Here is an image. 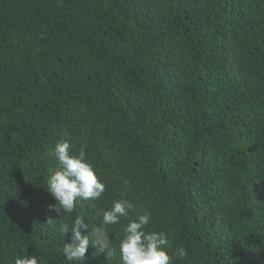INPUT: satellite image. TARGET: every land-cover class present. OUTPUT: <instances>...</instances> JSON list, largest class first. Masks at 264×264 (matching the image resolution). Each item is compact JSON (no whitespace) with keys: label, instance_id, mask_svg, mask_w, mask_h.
Wrapping results in <instances>:
<instances>
[{"label":"trees","instance_id":"1","mask_svg":"<svg viewBox=\"0 0 264 264\" xmlns=\"http://www.w3.org/2000/svg\"><path fill=\"white\" fill-rule=\"evenodd\" d=\"M105 191L58 217V142ZM135 205L97 230L114 200ZM150 214L172 264H264V0H0V264H121L122 225ZM78 264V262H77Z\"/></svg>","mask_w":264,"mask_h":264},{"label":"clouds","instance_id":"2","mask_svg":"<svg viewBox=\"0 0 264 264\" xmlns=\"http://www.w3.org/2000/svg\"><path fill=\"white\" fill-rule=\"evenodd\" d=\"M54 156L59 168L49 170L46 191L53 197L55 203L49 205V210L60 218L64 214L75 211L79 200H97L105 191L104 183L98 178L93 166L86 159L85 151L81 149L73 154L67 140L58 142L54 148ZM135 205L127 199L114 200L111 207L102 212V220L97 230L120 223L122 217H127L129 210ZM150 214L138 215L122 225V237L119 240V256L121 264H172V257L184 258L187 253L183 247H178L169 253V240L164 232L146 231ZM91 226L83 215L77 214L70 223H63L61 231L64 235L71 233L70 240L62 246L63 256L73 264H86V253L91 246ZM14 264H38L35 255H18Z\"/></svg>","mask_w":264,"mask_h":264}]
</instances>
